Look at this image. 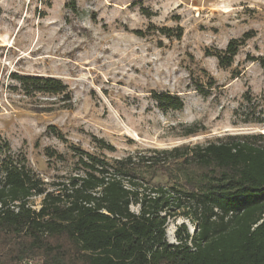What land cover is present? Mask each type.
<instances>
[{
	"label": "rangeland",
	"instance_id": "1",
	"mask_svg": "<svg viewBox=\"0 0 264 264\" xmlns=\"http://www.w3.org/2000/svg\"><path fill=\"white\" fill-rule=\"evenodd\" d=\"M68 2L0 0V143L48 190L79 173L77 149L143 164L155 152L264 134V0H76L75 11ZM245 36L220 67L215 55ZM14 74L59 79L72 101L26 96ZM147 167L152 186L173 185ZM181 225L194 233L181 212L168 221L169 243Z\"/></svg>",
	"mask_w": 264,
	"mask_h": 264
},
{
	"label": "trees",
	"instance_id": "2",
	"mask_svg": "<svg viewBox=\"0 0 264 264\" xmlns=\"http://www.w3.org/2000/svg\"><path fill=\"white\" fill-rule=\"evenodd\" d=\"M67 6L75 11L76 0ZM161 30L168 36L170 29ZM245 40L215 55L220 67H231ZM12 78L26 96L72 101L59 79ZM198 133L194 126L185 136ZM0 145V264H34L33 258L41 260L35 264H264V134L155 152L140 158L143 164L77 149L79 173L54 190L8 141ZM146 165L152 177L170 175L173 185L152 186L142 176ZM36 197L39 209L30 205ZM181 212L195 231L181 225L172 244L168 221Z\"/></svg>",
	"mask_w": 264,
	"mask_h": 264
},
{
	"label": "built area",
	"instance_id": "3",
	"mask_svg": "<svg viewBox=\"0 0 264 264\" xmlns=\"http://www.w3.org/2000/svg\"><path fill=\"white\" fill-rule=\"evenodd\" d=\"M30 264V263H29Z\"/></svg>",
	"mask_w": 264,
	"mask_h": 264
}]
</instances>
